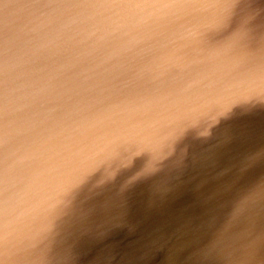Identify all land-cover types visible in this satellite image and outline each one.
<instances>
[{
    "label": "bare ground",
    "instance_id": "1",
    "mask_svg": "<svg viewBox=\"0 0 264 264\" xmlns=\"http://www.w3.org/2000/svg\"><path fill=\"white\" fill-rule=\"evenodd\" d=\"M55 3L0 0V69L14 65L10 54L44 51L72 58L88 51L85 62L111 74L114 66L106 55L132 41L135 47L164 43L103 38L102 49L101 37L85 39L78 30L53 35L38 24ZM50 61L42 60L46 73L25 69L18 80L6 77L0 83V264H193L190 237L205 222L212 223L215 239L238 248L239 257L222 254L200 262L264 264L261 101L233 103L226 112L195 121L178 116L158 121L152 114L144 127H129L128 118L113 128L90 120L97 94L79 95V87L91 80L80 73L76 83H45L44 94L37 92L43 75L67 77L75 68L62 72ZM7 122L18 127L10 130ZM21 136L27 139L21 142ZM15 230L24 231L27 244L3 263V248L12 249L6 242ZM126 230L119 238L118 231ZM165 246L177 254L165 255Z\"/></svg>",
    "mask_w": 264,
    "mask_h": 264
},
{
    "label": "water",
    "instance_id": "2",
    "mask_svg": "<svg viewBox=\"0 0 264 264\" xmlns=\"http://www.w3.org/2000/svg\"><path fill=\"white\" fill-rule=\"evenodd\" d=\"M157 1L143 0L133 7L140 11L142 9L153 17V14L157 12L152 13L149 6L156 4ZM175 2L176 0H173V3L164 0L161 2V6L157 3L159 10H163L159 14L164 16L161 27L150 29L146 24V17H143L137 20L142 23L140 28L133 32L136 31L138 35L149 29V33H152V29H154L156 37L171 38L177 34V38L167 39L157 46L144 45L143 41L135 47L136 44L132 41L120 53L116 52L111 57L106 55L105 60L112 64V67L114 66L111 74L107 72H105L107 74L103 72L101 74L93 64L85 62L86 55L90 56L88 51L86 55L84 53L74 54L72 58L56 55L53 52L42 51L39 54H34L27 51L20 52L19 58L12 54L9 55L14 65L9 68L4 67L3 70L0 69V83H6V77L18 80L17 78L25 69L31 72L41 69L44 72L45 63H42V60L45 59L54 61L57 67L60 66L62 72L75 67L67 77L65 73H62L60 77L55 72L47 73L43 75L46 81L38 83L34 87L42 95L46 89H42L43 84L67 83L68 80L76 83L78 80L76 75L80 73L79 75L91 80L88 81L86 87H79L82 90L79 95L87 97L90 94H97L96 99L90 105L95 107L96 113L94 112L95 116L90 120H103L107 122L108 127L112 126L113 128L118 127L122 120L128 118L132 119V124L128 125L129 127L140 126V124H144L140 126L144 127L145 124H149L148 116H152V114L158 121L162 118L168 119L176 116H178L177 119L180 117L195 121L209 118L211 114L226 112L224 109L228 105L241 101L248 103L261 101L260 103L264 104V0H179V2ZM108 20L113 21L111 18ZM195 27L199 29L192 30ZM118 30L114 31L112 35L114 38H119L124 33L123 29ZM97 32V28L94 29V27L86 33L78 29V33H85L83 38H91V40L99 34ZM99 43L102 49L105 48L106 43L103 36ZM127 51H131L133 57L129 58L125 53ZM47 68L46 70H48ZM128 68L129 73L126 71ZM5 71L8 72L7 76L4 74ZM38 73L40 74V72ZM131 75L134 76L133 79L130 78ZM145 76L147 78L140 86V81ZM39 80L40 78L33 82ZM83 122L86 123V121ZM21 123L24 129L28 128L29 124ZM9 124L6 123L10 130L18 127L11 126L13 123ZM53 124L51 122L49 127L52 128ZM38 125L37 123L36 126L39 127ZM253 128L254 126L243 127L240 134ZM24 139L27 137L21 136V142ZM119 162L121 161L119 160ZM183 165L187 166L189 163L184 164L183 162ZM177 172H181V170ZM10 190L13 191V189ZM209 225L212 223L199 224L192 231L193 235L190 239L194 240V246L190 252L191 256L195 258L193 264L206 263L200 261L214 259L215 255L224 254L228 255V258L239 257V254L236 253L238 248H228L229 240L227 239H215ZM118 233L119 238L129 234L128 230L118 231ZM130 233L132 232L130 231ZM14 235L16 236L13 239L6 242L13 246L12 249L6 248L7 245L3 248V263L22 246L21 244L24 243L21 249H24L27 244V236L23 230L19 234L15 230ZM223 247H227L226 251L218 249ZM167 248L173 247L165 246V255L174 257L177 254ZM251 264H256L255 260L251 259Z\"/></svg>",
    "mask_w": 264,
    "mask_h": 264
},
{
    "label": "rangeland",
    "instance_id": "3",
    "mask_svg": "<svg viewBox=\"0 0 264 264\" xmlns=\"http://www.w3.org/2000/svg\"><path fill=\"white\" fill-rule=\"evenodd\" d=\"M141 1L143 0H57L52 11L48 15L43 16L38 25L40 28L56 36L65 35L68 31L78 29L86 33V31L94 27V29L97 28V33H99L96 36H103V38H114L112 36L114 31L123 29L124 33L127 32V34L122 33L120 35V37L123 38H158L164 42L167 39H174L177 34H175V37L164 38L156 37L154 29H152V33H149L151 28L161 27V23L164 21V16L159 15L163 10L160 11L157 6L158 4L161 6V2L164 0H158V4H150L152 7L149 6L150 11L152 13L157 12L153 14V17L150 16L151 14L145 13L142 9L140 11V9H135L133 7ZM169 1L173 3V0ZM177 2H179V0H176L175 3ZM168 6L171 5L168 4ZM73 12H78V14L73 15ZM103 17L105 18L103 19ZM143 17H146V24L150 29L146 32L142 31L137 35V32L133 31L140 28L142 23H139L137 20ZM110 18L113 21L110 22L108 20ZM105 21L109 22L106 23ZM193 29L196 30L199 28L195 27L192 28V30ZM121 51L123 50L120 49L117 52L120 53ZM125 53L129 58L133 57V55L131 56V51Z\"/></svg>",
    "mask_w": 264,
    "mask_h": 264
}]
</instances>
